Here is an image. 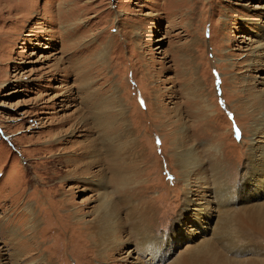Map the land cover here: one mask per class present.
I'll list each match as a JSON object with an SVG mask.
<instances>
[{"label":"rangeland","instance_id":"374dc122","mask_svg":"<svg viewBox=\"0 0 264 264\" xmlns=\"http://www.w3.org/2000/svg\"><path fill=\"white\" fill-rule=\"evenodd\" d=\"M251 86L264 92V0H0V218L19 234L0 236V264H264ZM105 105L116 116L101 136L90 113ZM100 137L109 153L83 152ZM103 195L120 219L100 255L81 220ZM26 206L33 255L18 243Z\"/></svg>","mask_w":264,"mask_h":264},{"label":"bare ground","instance_id":"6f19581e","mask_svg":"<svg viewBox=\"0 0 264 264\" xmlns=\"http://www.w3.org/2000/svg\"><path fill=\"white\" fill-rule=\"evenodd\" d=\"M247 96L248 97H250V100L252 101V103L250 104V106L251 107H255L256 108V110L258 111V112H262V111H264V92H261V91H256L255 90V88L254 87H252L251 86V88H248L247 89ZM112 99H114V98H112ZM147 100V99H146ZM249 100V101H250ZM203 101V100H202ZM248 101V102H249ZM103 101H99V100H97L96 101V103H97V105L99 104H101ZM204 102V101H203ZM110 104H111V102H108L107 103V105H109L110 106ZM114 106H116L117 104H118V101H117V104H114V102L112 103ZM107 105H105V107L106 108H104L103 110L101 109V107H99V114L98 113H96V116L94 115V116H92L93 115V113H90V115H91V117H92V119H91V121H92V123L89 121V122H87V123H91V124H93L92 126H93V128H94V130H96V131H99L100 132V134L99 135H104V134H106L107 133V131L108 130H110L112 127H113V122H110V119H111V116H113V109H111V108H108L107 107ZM91 106V105H90ZM115 111H117V110H120L119 108L118 109H114ZM117 113V112H116ZM120 113V112H119ZM121 114V113H120ZM120 114H118L117 113V115H120ZM115 116H116V114L113 116V118H115ZM264 116V115H263ZM123 118V120H124V116H121V119ZM85 120H88V119H85ZM84 119H81V120H79V121H77L76 122V124H80V123H82V125L84 124V121H85ZM72 121V120H71ZM115 121V120H114ZM120 121V120H119ZM123 122H125V121H121L119 124H122V126H123ZM262 122H264V119L262 120ZM117 123V122H116ZM75 124V125H76ZM90 124V125H91ZM91 126V127H92ZM103 126H104V128H103ZM121 126V127H122ZM263 132H264V130H263ZM127 135V132H124V137H127L126 136ZM122 136V135H121ZM116 137L117 136H115L114 137V139L111 141V142H113L114 144L112 145L111 144V146L113 147V149H114V146H118V145H120V140H121V138L120 139H116ZM184 138V137H183ZM98 139V138H97ZM100 139V141H98L97 142V140L96 141H94L93 143H87L88 144V146L85 148V149H83V152H85V153H87L88 151H92V150H95L96 148H98V150H99V153L98 154H100V153H102V154H105V153H109L111 150H112V148L109 146V142L108 141H105V139H102L101 137L99 138ZM104 141L106 142V143H104ZM120 142V143H119ZM96 143V144H95ZM95 144V145H94ZM125 144V143H124ZM49 145V144H48ZM107 145V146H106ZM128 145L129 144H126V145H124V146H127L128 147ZM103 147H106V148H104L103 149ZM124 149V148H123ZM114 151H116L115 149H114ZM174 152V151H173ZM87 155V154H86ZM89 156V155H88ZM96 156H97V153H94V154H91V159H89L88 160V162L86 163V165H92V164H94V162H97V159H96ZM104 156V155H103ZM176 157H177V160H178V162L180 163L181 162V165L182 166H184V168H188V166H189V164H190V159H192V160H195V157H194V153L192 154V153H183V154H176L175 155ZM56 157V156H55ZM98 157V156H97ZM52 158V157H51ZM54 158V157H53ZM54 160V159H53ZM63 160V159H62ZM74 160H76V159H74ZM73 160V161H74ZM78 161V160H77ZM84 161V160H83ZM86 161V160H85ZM76 163V162H75ZM80 164H82V162L80 163ZM89 165V166H90ZM53 166V165H52ZM99 166V165H98ZM87 167V166H86ZM59 169V168H58ZM68 173V172H67ZM71 174V173H70ZM101 176V175H100ZM40 192V191H39ZM20 193V192H19ZM18 195V194H17ZM19 196V195H18ZM221 196L222 197H226L227 196V193H226V191L224 190V192H222L221 193ZM15 197H17V196H15ZM10 198V202H11V204L13 205V207H14V209H15V211H18V207H19V202H17L16 201V199L15 198H11V197H9ZM2 199H4V198H0V208H2L3 206H5V205H7V200L6 201H2ZM20 199V198H19ZM51 199V198H50ZM54 199V198H53ZM47 201V200H46ZM51 203V202H50ZM52 204V203H51ZM126 206V205H125ZM56 208V210H54L52 213H50L51 215H53L54 216V220H56V221H59L61 218H63V215L60 213V208H58L57 206L55 207ZM146 208V207H145ZM25 210L24 211H26V214L28 215V213H29V217L27 216V220H29V227H30V229L28 230L29 232L27 233L28 234V239L27 240H24V241H19L18 243H19V246L20 247H22L23 246V253H25V252H29L28 254H30V251H32V250H35L36 252H38L39 250H40V247L38 248V245H37V242L35 241V240H33V237H35V236H33V234L36 232V229H37V225H38V223H39V220L40 219H38L36 216H35V214H36V212H35V210H34V207L33 206H26L25 208H24ZM74 209V208H73ZM13 210V209H12ZM11 210V211H12ZM142 210V209H141ZM131 211V210H130ZM130 211H129V209H128V212H127V214L129 215L130 214ZM135 211V210H134ZM149 211V210H148ZM32 212V213H31ZM75 212V211H74ZM120 212V211H119ZM119 212H118V210H117V208H114V206L111 204V202H110V199L109 200H107V198H105L104 197V195L101 197V199H100V204H99V207L95 210V209H93L92 211H91V214H94V217L91 219V220H89L88 222H84V221H82L81 220V222L82 223H84V224H86L87 226H88V228H87V230H89L88 231V233H86V236L88 237V239L91 241V240H93V236L92 235H94V237H95V240L96 239H98L99 240V242H100V244H98V243H95L94 242V245H95V247L96 248H98L97 249V251H98V253L101 255L102 253H103V251L106 249H104V247H106V246H104V245H107V241L109 240V237H111V235H113V232H112V227L113 226H116L117 225V220L118 219H120V216H119ZM139 213H138V216L137 217H135L136 218V221H135V223L137 224V225H139V223L138 222H140L141 221V218L143 217L142 215H143V212L142 211H140V208H139V211H138ZM18 213H19V211H18ZM79 213V212H78ZM145 213V212H144ZM25 214V213H24ZM49 214V215H50ZM148 214V213H147ZM133 215V214H132ZM24 216V220L26 219L25 218V216L26 215H23ZM41 216V215H40ZM130 216V215H129ZM11 217V216H10ZM132 217V216H131ZM69 218V217H68ZM12 219V218H11ZM64 219V218H63ZM130 219V218H129ZM150 219V218H149ZM65 220H66V218H65ZM76 221L78 222V221H80V219H76ZM121 222H122V220H120ZM120 221H118V222H120ZM128 222V221H127ZM134 222V221H133ZM148 222V221H147ZM28 223V222H27ZM26 223V224H27ZM145 223V222H144ZM58 224V223H57ZM46 225H48L47 223H46ZM134 225V224H133ZM143 225V224H142ZM141 225V226H142ZM121 226V225H120ZM150 226V225H149ZM47 227V226H46ZM116 228V227H115ZM141 228L142 227H140L139 229H140V231H141ZM19 229V228H18ZM133 229V228H132ZM86 230V231H87ZM133 230H135V229H133ZM138 230V229H137ZM84 232V231H83ZM18 230H17V228L15 227V224L14 223H11V222H2L1 221V218H0V236L1 237H3V239H4V245H7V243H16L15 242V239L18 237ZM140 235V234H139ZM138 235V236H139ZM143 235H145V234H143ZM113 238V237H112ZM137 240H138V238H137ZM141 242H144V240H145V242H149V243H151L150 241H149V239L147 238V236L145 237V236H142L141 237ZM29 241V242H28ZM115 245V244H114ZM100 246H104V247H102V248H100ZM116 246V245H115ZM2 250H3V248L2 247H0V253L2 252ZM151 250V249H150ZM18 252V251H17ZM20 252V251H19ZM35 252V253H36ZM34 253H31L30 255H33ZM58 254H60L59 252H58ZM17 257V256H16ZM20 257V256H19ZM60 257H62V256H60ZM60 257H58L59 259H60ZM18 258V257H17ZM17 258L16 259H14V264H17L18 263V261H17ZM0 262H2V259H0ZM40 262V260L38 261V262H34L33 264H38Z\"/></svg>","mask_w":264,"mask_h":264},{"label":"snow or ice","instance_id":"6c2138e0","mask_svg":"<svg viewBox=\"0 0 264 264\" xmlns=\"http://www.w3.org/2000/svg\"><path fill=\"white\" fill-rule=\"evenodd\" d=\"M236 134H237V138H239V131L238 130H237Z\"/></svg>","mask_w":264,"mask_h":264}]
</instances>
